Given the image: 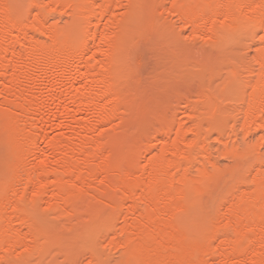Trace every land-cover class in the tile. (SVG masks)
Returning a JSON list of instances; mask_svg holds the SVG:
<instances>
[{"label":"bare ground","instance_id":"bare-ground-1","mask_svg":"<svg viewBox=\"0 0 264 264\" xmlns=\"http://www.w3.org/2000/svg\"><path fill=\"white\" fill-rule=\"evenodd\" d=\"M261 37L264 0H0V264H264Z\"/></svg>","mask_w":264,"mask_h":264},{"label":"rangeland","instance_id":"rangeland-1","mask_svg":"<svg viewBox=\"0 0 264 264\" xmlns=\"http://www.w3.org/2000/svg\"><path fill=\"white\" fill-rule=\"evenodd\" d=\"M170 20L175 21L174 18H171ZM147 49H148V48H146V49L143 48V49H142V52H144V50H145L144 55H145V56L147 55V56H146V57L144 56V57H145L146 60H147V59H148L147 57L149 56V57H150V58H149V61H151V62L145 60V64H144V66L140 68V71L143 73V75L148 74V73H149L150 71H152L153 68H154V67H153V66H154V63H153V62L155 61V59L152 58L153 55L151 56V51L149 52V49H148V50H147ZM206 50H207V49H206ZM147 51H148V53H147ZM207 51H208V52H211L210 49H208ZM149 54H150V55H149ZM150 59H151V60H150ZM148 62H149V64H150L151 66L148 64ZM146 64H148V65H146ZM145 65H146V66H145ZM150 68H152V69H150ZM149 76H150V75H148V76L146 77V80H147V81H145V83L147 82L146 84H148V83L150 84V82H151V79H150ZM222 164H225V163L222 162Z\"/></svg>","mask_w":264,"mask_h":264},{"label":"snow or ice","instance_id":"snow-or-ice-1","mask_svg":"<svg viewBox=\"0 0 264 264\" xmlns=\"http://www.w3.org/2000/svg\"><path fill=\"white\" fill-rule=\"evenodd\" d=\"M261 40L264 41V37H261Z\"/></svg>","mask_w":264,"mask_h":264}]
</instances>
